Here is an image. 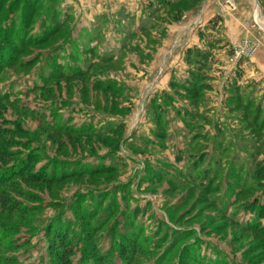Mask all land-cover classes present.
Listing matches in <instances>:
<instances>
[{
  "label": "rangeland",
  "instance_id": "1",
  "mask_svg": "<svg viewBox=\"0 0 264 264\" xmlns=\"http://www.w3.org/2000/svg\"><path fill=\"white\" fill-rule=\"evenodd\" d=\"M160 2L0 0V264H264V0Z\"/></svg>",
  "mask_w": 264,
  "mask_h": 264
},
{
  "label": "trees",
  "instance_id": "2",
  "mask_svg": "<svg viewBox=\"0 0 264 264\" xmlns=\"http://www.w3.org/2000/svg\"><path fill=\"white\" fill-rule=\"evenodd\" d=\"M161 1H162V2H160V4L165 3V5H167V4L169 3L168 0H161ZM23 7H25V4H24ZM26 29H27V28H26ZM8 38H9V37H7V40H8V41L6 40V42L3 44V45H5L4 47H6V48H7V47H11V42L13 41V40L8 39ZM193 50H195V49H193ZM192 53H195V54H196V55L193 54V56H194L195 58H197V56L199 55L197 51H196V52L188 51V52H187L186 59H189V60H190V59H191V54H192ZM1 58H2V57H0V62H2V59H1ZM192 59H193V58H192ZM187 91H188L189 93H190V92H192V93L194 92V90H193L192 88H189V84H188V87H187ZM192 93H191V94H192ZM1 142H2V141H0V144H1ZM1 154H2V152H1V150H0V158H2V157H1Z\"/></svg>",
  "mask_w": 264,
  "mask_h": 264
},
{
  "label": "built area",
  "instance_id": "3",
  "mask_svg": "<svg viewBox=\"0 0 264 264\" xmlns=\"http://www.w3.org/2000/svg\"><path fill=\"white\" fill-rule=\"evenodd\" d=\"M250 48H252L253 49V46H249ZM245 49V48H244ZM244 49H242V48H239V50H236L235 52H234V58H235V60L237 61V60H239V59H241V55H244ZM247 50V49H246ZM248 52V51H247Z\"/></svg>",
  "mask_w": 264,
  "mask_h": 264
},
{
  "label": "crops",
  "instance_id": "4",
  "mask_svg": "<svg viewBox=\"0 0 264 264\" xmlns=\"http://www.w3.org/2000/svg\"><path fill=\"white\" fill-rule=\"evenodd\" d=\"M213 24V23H212ZM197 39H196V41L194 40V38H193V44H191V46H187V49H197V48H200V44L198 43L199 42V38L198 37H196ZM231 41V40H230Z\"/></svg>",
  "mask_w": 264,
  "mask_h": 264
},
{
  "label": "bare ground",
  "instance_id": "5",
  "mask_svg": "<svg viewBox=\"0 0 264 264\" xmlns=\"http://www.w3.org/2000/svg\"><path fill=\"white\" fill-rule=\"evenodd\" d=\"M255 20L257 21V19H256V15H255Z\"/></svg>",
  "mask_w": 264,
  "mask_h": 264
}]
</instances>
